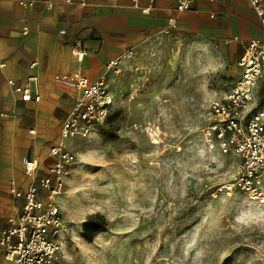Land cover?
<instances>
[{"label": "rangeland", "instance_id": "obj_1", "mask_svg": "<svg viewBox=\"0 0 264 264\" xmlns=\"http://www.w3.org/2000/svg\"><path fill=\"white\" fill-rule=\"evenodd\" d=\"M240 76L237 58L199 35L136 49L110 79L107 125L74 143L56 264H264V207L227 190L239 160L204 142L211 100ZM93 217L107 228L87 243Z\"/></svg>", "mask_w": 264, "mask_h": 264}, {"label": "crops", "instance_id": "obj_2", "mask_svg": "<svg viewBox=\"0 0 264 264\" xmlns=\"http://www.w3.org/2000/svg\"><path fill=\"white\" fill-rule=\"evenodd\" d=\"M19 1L34 6L24 8ZM70 1L0 0V233L20 215L24 194L35 181L25 174L23 160L38 163L36 180L47 176L54 164L50 151L61 142L62 125L80 95L66 82L68 78L82 75L95 82L110 60L128 50L136 52L164 33L213 40L229 50L238 65L248 44L262 37L259 19L247 0H195L192 10L183 14L176 11V0H155L152 5L148 1L135 5L133 0ZM148 8L149 14H144ZM33 77L37 82L30 80ZM10 81L29 86L41 101L22 102ZM260 84L257 94L262 98ZM78 141H67L75 154ZM12 181L21 197L10 193ZM0 264H4L1 248Z\"/></svg>", "mask_w": 264, "mask_h": 264}, {"label": "built area", "instance_id": "obj_3", "mask_svg": "<svg viewBox=\"0 0 264 264\" xmlns=\"http://www.w3.org/2000/svg\"><path fill=\"white\" fill-rule=\"evenodd\" d=\"M142 1L152 5L155 0H133L135 5ZM247 1L259 19L262 37L246 47L239 61L241 76L236 84L211 100L204 142L208 147L216 144L222 155H234L239 160L234 182L227 190L236 188L249 203L264 207V107L260 108L261 98L257 94L258 85L264 79V0ZM194 3L195 0H176V11L178 14L189 12ZM19 5L27 8L33 7L34 3L19 1ZM149 12L150 8L143 10L144 14ZM61 33L66 34V31ZM76 54L83 57L85 53L77 50ZM135 55L134 50H128L110 60L103 75L95 82L82 75L66 80L80 91V95L62 125L61 142L50 151L54 164L47 176L36 180L38 163L23 160L25 174L35 181L24 194L25 204L20 215L10 219L0 233L4 264L57 263L64 251V237L69 231L63 218L61 199L69 179L79 166L78 155L69 150L67 141L86 140L97 129L107 125L114 103L109 77L112 73H120L123 63ZM30 80L37 82L36 77ZM9 84L22 102L41 101V96L29 86H16L13 81ZM2 116L7 117L5 114ZM10 193L15 197L23 195L13 181L10 182Z\"/></svg>", "mask_w": 264, "mask_h": 264}, {"label": "trees", "instance_id": "obj_4", "mask_svg": "<svg viewBox=\"0 0 264 264\" xmlns=\"http://www.w3.org/2000/svg\"><path fill=\"white\" fill-rule=\"evenodd\" d=\"M106 228V222L103 218H90L83 227L82 237L87 243H91L96 235L105 231Z\"/></svg>", "mask_w": 264, "mask_h": 264}]
</instances>
